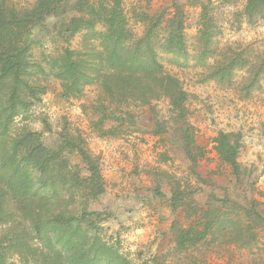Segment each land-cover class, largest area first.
<instances>
[{"label":"rangeland","instance_id":"374dc122","mask_svg":"<svg viewBox=\"0 0 264 264\" xmlns=\"http://www.w3.org/2000/svg\"><path fill=\"white\" fill-rule=\"evenodd\" d=\"M6 1L24 11L39 0ZM93 1L97 6L113 4V0ZM120 1L133 40L151 36L143 45L151 46L165 72L178 78L189 93L186 117L173 113L164 97L150 105L109 99L100 81L84 86L78 98L63 97L53 59L71 50L81 53L88 64L100 50L93 30L74 36L62 30L68 15H81L76 12L77 0H71L67 13L58 10L29 34L27 80L41 90L39 100H33L14 128L36 131L52 146L64 131L84 139L100 163L105 183V193L91 206L101 212L98 235L132 264H264V227L252 219L254 211L264 217V73L251 87L254 67L264 60V20L250 25L240 15L247 0H205L215 27L204 54L201 10L193 5L198 0ZM176 1L184 17V55L165 50V19L175 12ZM94 31L105 33L106 27L98 23ZM232 59L236 66L229 81L212 78ZM99 122L104 129L115 127V134L103 136ZM184 123L193 127L204 158L193 160L185 151ZM220 132L240 141V174L214 151L213 140ZM71 159L87 175L79 157ZM175 192L179 202L174 209ZM210 220L216 224L205 241L188 251L177 250L173 225L202 228ZM6 264L33 263L9 255Z\"/></svg>","mask_w":264,"mask_h":264},{"label":"trees","instance_id":"16d2710c","mask_svg":"<svg viewBox=\"0 0 264 264\" xmlns=\"http://www.w3.org/2000/svg\"><path fill=\"white\" fill-rule=\"evenodd\" d=\"M196 2L193 5L201 10L203 53L207 54V47L214 39L211 7L205 0ZM69 5L71 0H39L31 10L22 11L0 0V227H3L0 264H6L9 255L28 258L33 264H132L98 235L101 212L93 211L91 206L105 193V183L100 163L84 139L64 131L52 146L46 145L36 131L14 128L20 115L30 111L33 100H39L38 90H41L27 80L29 34L47 17L60 13L58 10L67 13ZM76 5L80 17L68 15L62 21V30L71 36L82 30H93L99 38L100 50L88 64L84 63L81 53L71 50L53 59L52 70L62 83L63 97L78 98L84 86L100 81L109 99L120 97L123 102L150 105L153 100L164 97L173 113L186 117L189 93L178 78L165 72L151 46L143 45L149 43L151 36L133 40L125 28L121 1L97 6L94 1L77 0ZM174 11L165 19L168 29L165 50L184 55V17L177 1ZM240 15L250 25L264 20V0H247ZM98 23L105 25V33L94 31ZM155 29L153 26L151 33ZM235 62L232 59L217 68L212 78L229 81ZM254 68L251 87L264 73V60ZM126 116L131 113L127 112ZM103 125L99 122L103 136L115 134V127L104 129ZM182 133L187 154L193 160L204 158L205 152L196 144L193 127L184 123ZM232 138L220 132L213 140V148L223 164L240 174V141ZM72 156L79 157L87 175H82ZM176 193L174 209L179 202ZM253 215L255 224L264 227V217L257 211ZM215 224L210 220L202 228L173 225L177 250L188 251L205 241Z\"/></svg>","mask_w":264,"mask_h":264}]
</instances>
